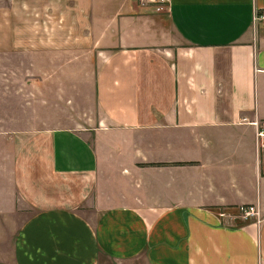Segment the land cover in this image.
<instances>
[{
	"label": "crops",
	"instance_id": "obj_1",
	"mask_svg": "<svg viewBox=\"0 0 264 264\" xmlns=\"http://www.w3.org/2000/svg\"><path fill=\"white\" fill-rule=\"evenodd\" d=\"M157 1L0 0V71L75 97L12 157L36 204L12 264H264V0Z\"/></svg>",
	"mask_w": 264,
	"mask_h": 264
},
{
	"label": "rangeland",
	"instance_id": "obj_2",
	"mask_svg": "<svg viewBox=\"0 0 264 264\" xmlns=\"http://www.w3.org/2000/svg\"><path fill=\"white\" fill-rule=\"evenodd\" d=\"M156 2L158 3L157 0ZM149 7L151 10L159 9L156 3L149 5ZM79 25L77 17L71 10L70 16H65L59 20L58 16L55 15L53 19V29L70 32L71 37L75 35L74 33H78ZM74 53L77 54L78 50ZM6 65L10 69L0 71V264H12L14 262L13 244L15 239L36 209V204L30 200L29 193L19 194L17 182L13 183V177L16 178L17 174L12 170V157L20 152L22 142L30 137L31 132L48 127L62 126L63 124L67 125L69 121L73 124L71 120L46 119L45 112L62 108L63 103L59 97L70 96V98H75L74 93L61 96L62 92L53 93L52 87L49 90L45 85L41 87L40 82H37L42 79L40 78L41 72L29 70L30 65L27 61L20 62V60L14 59L12 62H7ZM44 73L47 74V72ZM51 74H55L56 80H60L61 78L57 79V77L62 74L71 79V75L74 76L78 72L55 71ZM54 89L55 91L59 90L56 87ZM47 100L49 103H46ZM52 114L55 113L52 112ZM97 139L94 135V145L99 148L101 142H98ZM260 144L264 145V140H261ZM15 161L17 160L15 159ZM23 171V186L28 187L29 183L26 179L29 178V172L25 171V167H23ZM67 201L69 200L67 199ZM75 206L78 208V203ZM88 217L93 216L88 215ZM241 220L237 221L245 223ZM251 220L257 221L258 218H251Z\"/></svg>",
	"mask_w": 264,
	"mask_h": 264
},
{
	"label": "built area",
	"instance_id": "obj_3",
	"mask_svg": "<svg viewBox=\"0 0 264 264\" xmlns=\"http://www.w3.org/2000/svg\"><path fill=\"white\" fill-rule=\"evenodd\" d=\"M142 3L146 5L155 4L156 0H141ZM158 11L160 10L157 9ZM256 21H261L264 23V15H256ZM257 138L259 140H264V124L260 127V130L257 133ZM220 217L223 220H226L228 222H237V220L242 219L241 221H250L251 218H258V221L260 220V209L256 205H250V206H240L237 209V215L233 214H227L226 212L222 211L220 212Z\"/></svg>",
	"mask_w": 264,
	"mask_h": 264
}]
</instances>
